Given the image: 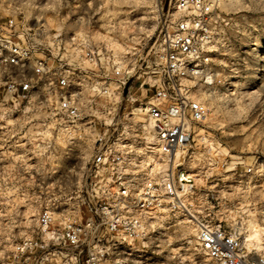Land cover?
<instances>
[{"label": "rangeland", "instance_id": "374dc122", "mask_svg": "<svg viewBox=\"0 0 264 264\" xmlns=\"http://www.w3.org/2000/svg\"><path fill=\"white\" fill-rule=\"evenodd\" d=\"M170 1L0 0V26L12 20L22 38L54 54L60 40L63 56L72 52V36L86 35L113 60L103 68L117 65L129 79L121 87L108 80L99 94V66L72 54L70 92L82 117L63 127L46 103L8 91L0 72V264H11L15 245L36 235L40 211L50 209L58 219L90 216L88 206L110 175L93 166L100 144L126 150L131 167H165L152 148L148 120L134 109L152 94L146 83L141 86L149 80L143 72L148 61L157 62L161 30L170 23L162 12ZM217 14L214 85L197 89L209 114L195 128L183 166L202 193L203 213L245 240L255 226L264 228V0H218ZM152 223L144 238L116 242L119 254L136 264H210L180 217L160 212ZM99 235L104 245L114 240ZM259 243L246 240L244 246L264 254V234Z\"/></svg>", "mask_w": 264, "mask_h": 264}, {"label": "built area", "instance_id": "2783aa9c", "mask_svg": "<svg viewBox=\"0 0 264 264\" xmlns=\"http://www.w3.org/2000/svg\"><path fill=\"white\" fill-rule=\"evenodd\" d=\"M217 3L170 1L168 11L162 12L163 17L170 16V23L161 30L157 62L145 65L143 74L149 80L141 86L146 83L152 94L146 101L139 100V108L150 124L152 148L165 167L141 162L131 167L126 150L115 143L100 144L93 166L108 169L110 175L88 206L90 216L82 221L73 216L58 219L50 209L40 211L36 235L15 245L11 264H136L121 256L115 243L144 238L160 212L178 216L192 228L210 264H264V254L245 247L238 231L203 213L202 193L183 166L195 128L209 114L208 106L197 99V89L210 88L215 81L211 46L219 25ZM58 41L54 54L53 48L26 41L14 30L13 21L7 20L0 26V72L8 91L39 106L46 103L57 124L67 127L82 117L78 100L70 92L72 54L79 52L85 62L99 66V94L106 92L108 80L121 87L129 79L117 65L109 71L103 68L109 57L90 44L86 35L70 38L72 52L66 56L58 54ZM102 231L114 236L110 244L104 245Z\"/></svg>", "mask_w": 264, "mask_h": 264}, {"label": "bare ground", "instance_id": "6f19581e", "mask_svg": "<svg viewBox=\"0 0 264 264\" xmlns=\"http://www.w3.org/2000/svg\"><path fill=\"white\" fill-rule=\"evenodd\" d=\"M197 99H198V97H197ZM198 100H200V99H198ZM201 101V100H200ZM201 102H203V101H201ZM137 111V113L139 112V113H141L140 112V108L139 107H137L136 109H134V111ZM142 114V113H141ZM150 126V125H149ZM149 142V141H148ZM151 143V142H150ZM264 234V228L263 227H254V228H252L251 229V231L249 232V234L247 235V238L245 239V241L246 240H248V241H253L256 245H259L260 243H259V241L261 240V238H262V235ZM256 249H259V247L258 246H256L255 247Z\"/></svg>", "mask_w": 264, "mask_h": 264}]
</instances>
